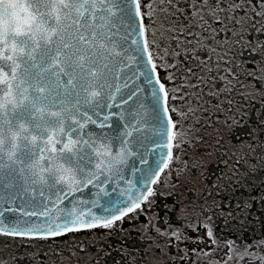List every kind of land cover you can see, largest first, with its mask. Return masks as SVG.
<instances>
[{
    "label": "snow or ice",
    "instance_id": "snow-or-ice-1",
    "mask_svg": "<svg viewBox=\"0 0 264 264\" xmlns=\"http://www.w3.org/2000/svg\"><path fill=\"white\" fill-rule=\"evenodd\" d=\"M257 16L264 0H0V264L25 244L50 264H264Z\"/></svg>",
    "mask_w": 264,
    "mask_h": 264
},
{
    "label": "rangeland",
    "instance_id": "rangeland-1",
    "mask_svg": "<svg viewBox=\"0 0 264 264\" xmlns=\"http://www.w3.org/2000/svg\"><path fill=\"white\" fill-rule=\"evenodd\" d=\"M253 3H257V0H253ZM238 11H240V10H238ZM242 14H243V12L241 11V15ZM253 15H254V13L249 12V17H251ZM256 21H259V23H256L255 21H253L254 27L250 28L248 30V32L246 34H244V38H243L245 43L248 42V41H251L252 42V46H255V45L259 44L260 40L264 39V32H257L256 31V29L264 28V18L257 16L256 17ZM260 34H262V35H260ZM245 49H247L249 51V49H251V46L245 47ZM237 51L238 52L240 51L239 45L237 46ZM252 56L254 58L253 62H254V64H256L255 60H258L260 58L259 53L252 52ZM233 63H235V62H233ZM243 70L244 69L241 68V73L243 72ZM246 70L247 71H256V73L258 75L257 65H256V67H255V65H253L252 69L248 68ZM253 78L254 77H248L249 80H253ZM241 80L243 81L244 78L241 79ZM206 91H207V89H206ZM257 95H259V93H257ZM254 106L257 107V108L259 107L258 101H256V105H254ZM189 231H190L191 234H193V235L195 234L193 230H189ZM172 239H173V241L175 240L174 238H172ZM136 242H137V244L140 243L138 236H136ZM176 243H180L179 249L176 248V246H175ZM6 244L8 245V247H6ZM193 246H195V245H193V244H189L188 245L189 248H191ZM22 247L24 249H27V251H29V252H36L37 248H39L40 246L37 245V247H32L29 244H25ZM144 247H147V246H144ZM201 247H204V246L201 245ZM14 250H15L14 246H12L9 241H6L5 239L0 238V257L1 258L7 259L9 254L11 252H13ZM91 250H92V252H96L95 246H93ZM171 250H172L173 254L179 252L180 256H184V244L182 242H174ZM205 251H207V249H205ZM217 256L221 260L227 259V257L223 253H217ZM74 259H75V257H74ZM80 259H81V264H89L87 255L81 256ZM93 259H95V258H93ZM146 259L151 260L152 257L149 256V257H146ZM179 259H180V257H178V261H179ZM184 259L185 260H194L196 262V264H202V261H203L204 258H202L200 256L199 252H197V253H194V254L190 253L188 256L184 257ZM229 264H232V261H229Z\"/></svg>",
    "mask_w": 264,
    "mask_h": 264
},
{
    "label": "trees",
    "instance_id": "trees-1",
    "mask_svg": "<svg viewBox=\"0 0 264 264\" xmlns=\"http://www.w3.org/2000/svg\"><path fill=\"white\" fill-rule=\"evenodd\" d=\"M260 35H262V34H260ZM237 59L243 61V63L239 65V67H240V71H241V68L244 69L243 72H244L246 69H248V68H251V69L253 68V65H254V62H253V61H254V58H253V56H252V51H251V49H249V51H248L247 49L244 48L243 51H242V54L239 55V56L237 57ZM243 72H242V73H243ZM243 78H244V76L241 75V79H243ZM252 103H253V105H256V101H252ZM260 178H261V177L257 176V177H256V180H259ZM257 191H258V189H257ZM253 194L255 195V194H257V193L254 192ZM257 208H259V204H258V203L254 205L252 211L255 212ZM217 227H218V228L223 227V221H222V220L217 224ZM254 227H256L257 231H259V225H258V224H257V225H254ZM243 228H244V238H245L249 243H251V241H252L253 238H255V239H260V238H261L260 236L253 237L252 232H251L250 230H248L247 225H244ZM232 235H233V233H232V229H231V227L225 228L224 231H223V233H222V239L229 238V237L232 236ZM135 240H136V237H135ZM128 243L131 244L130 241H129ZM253 264H258V262H257V261H254Z\"/></svg>",
    "mask_w": 264,
    "mask_h": 264
},
{
    "label": "flooded vegetation",
    "instance_id": "flooded-vegetation-1",
    "mask_svg": "<svg viewBox=\"0 0 264 264\" xmlns=\"http://www.w3.org/2000/svg\"><path fill=\"white\" fill-rule=\"evenodd\" d=\"M254 65L256 67V64H254ZM244 111H247V109L245 108ZM252 115L255 116V113H253ZM237 127L240 128V132H237V136H240V138H243L241 136V133L244 131L243 126L242 125H238ZM0 238H3V237H0ZM174 242H175V240H174ZM57 243H59V241H57ZM128 245H129V243L126 244V246H128ZM144 246H147V244H144ZM45 252H48V256L47 257L45 256ZM135 254L136 253H133V255H135ZM51 256H52V253L50 251H48V247H42V246H40L39 247V252H38L37 256L34 257V258H32V257H25L24 260H23V264H38V262L41 259H44L45 260V264H50V261H49L48 257H51ZM0 259H3V258L0 257ZM73 260H75V259L73 258ZM57 264H59V261H57Z\"/></svg>",
    "mask_w": 264,
    "mask_h": 264
}]
</instances>
